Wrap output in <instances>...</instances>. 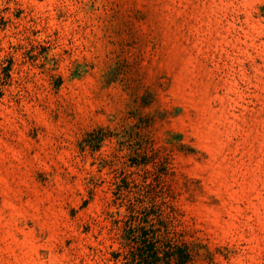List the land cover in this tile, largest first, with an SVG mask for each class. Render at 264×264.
Masks as SVG:
<instances>
[{
    "label": "rangeland",
    "instance_id": "1",
    "mask_svg": "<svg viewBox=\"0 0 264 264\" xmlns=\"http://www.w3.org/2000/svg\"><path fill=\"white\" fill-rule=\"evenodd\" d=\"M128 223L264 264V0H0V264H124Z\"/></svg>",
    "mask_w": 264,
    "mask_h": 264
},
{
    "label": "trees",
    "instance_id": "2",
    "mask_svg": "<svg viewBox=\"0 0 264 264\" xmlns=\"http://www.w3.org/2000/svg\"><path fill=\"white\" fill-rule=\"evenodd\" d=\"M144 223V221L140 222ZM128 223L123 232V237L128 242V251L123 256L124 264H158L164 259L169 263L174 260L177 264H185L189 255L170 245H157L155 232L147 231L144 225ZM163 254V258L159 255Z\"/></svg>",
    "mask_w": 264,
    "mask_h": 264
}]
</instances>
